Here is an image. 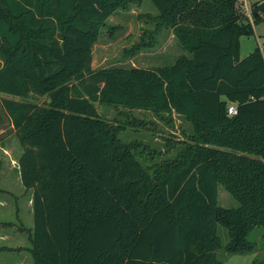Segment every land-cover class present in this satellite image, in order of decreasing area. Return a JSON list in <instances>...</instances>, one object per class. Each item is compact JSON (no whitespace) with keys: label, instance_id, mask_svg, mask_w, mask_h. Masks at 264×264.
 <instances>
[{"label":"trees","instance_id":"1","mask_svg":"<svg viewBox=\"0 0 264 264\" xmlns=\"http://www.w3.org/2000/svg\"><path fill=\"white\" fill-rule=\"evenodd\" d=\"M137 1L0 0V143L14 134L22 147L33 210L30 247L0 250L24 249L33 264H221L219 249L255 252L257 226L264 248V46L240 57L264 0L251 20L243 0H150L186 53L156 68L93 69L99 27ZM96 103L175 113L191 133L147 166ZM219 186L236 206L218 204Z\"/></svg>","mask_w":264,"mask_h":264},{"label":"rangeland","instance_id":"2","mask_svg":"<svg viewBox=\"0 0 264 264\" xmlns=\"http://www.w3.org/2000/svg\"><path fill=\"white\" fill-rule=\"evenodd\" d=\"M246 1L250 6L259 0ZM156 16L157 10L150 0H138L125 9L114 11L98 29L91 50V67L156 68L171 64L179 55L186 53L181 49L173 30L157 20ZM253 31L251 36L240 37L241 56H246L256 46H264V21L255 25ZM0 97L5 95L0 94ZM29 98L37 104L46 101L44 97ZM94 105L102 119L115 127H121L118 136L123 141H134L144 147V150L139 148L137 152L147 156L143 159L147 166L172 157L177 147L170 145L176 141H187L191 133L189 122L175 113L159 116L150 111ZM21 152L22 147L14 134L0 143V184L11 192L10 195H3L7 206L0 208V220L12 225L0 226V233L7 231L9 239L1 244L9 248L30 247L28 232L22 229L33 228L32 208L28 203L32 191L22 186L19 177L17 160ZM218 204L222 207L236 206L235 200L221 186L218 188ZM218 234L223 246L227 241V231L218 226ZM261 234L262 229L257 226L248 235L255 252L229 255L222 249L217 250L221 264H251L255 256H264ZM0 262L33 264L31 255L24 249L16 252L0 250Z\"/></svg>","mask_w":264,"mask_h":264},{"label":"crops","instance_id":"3","mask_svg":"<svg viewBox=\"0 0 264 264\" xmlns=\"http://www.w3.org/2000/svg\"><path fill=\"white\" fill-rule=\"evenodd\" d=\"M244 3L246 4L247 7H249V5L247 4V1L244 0ZM240 57H244V56H241ZM19 170V169H18ZM2 192V193H1ZM10 191L9 190H6V189H3L1 187V184H0V208H3L5 206H7V203H6V199L3 198V195H10ZM28 203H30L29 205H31V208H32V196L30 197V199L28 200ZM32 215H33V210H32ZM5 223L4 221L0 220V226H4ZM6 239H9L8 235H7V231L4 232V233H0V247L2 246L1 242H3L4 240ZM3 247V246H2ZM18 247V246H17ZM0 264H3L2 262H0ZM9 264H16V263H9Z\"/></svg>","mask_w":264,"mask_h":264},{"label":"built area","instance_id":"4","mask_svg":"<svg viewBox=\"0 0 264 264\" xmlns=\"http://www.w3.org/2000/svg\"><path fill=\"white\" fill-rule=\"evenodd\" d=\"M242 8L245 10V15L251 20L250 8L247 7L244 2L242 4ZM236 112H237L236 106L234 104L229 105V107H228V113L234 115V114H236Z\"/></svg>","mask_w":264,"mask_h":264}]
</instances>
